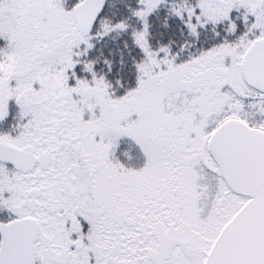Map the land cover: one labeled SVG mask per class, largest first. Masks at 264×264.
Instances as JSON below:
<instances>
[{"label":"snow or ice","instance_id":"obj_1","mask_svg":"<svg viewBox=\"0 0 264 264\" xmlns=\"http://www.w3.org/2000/svg\"><path fill=\"white\" fill-rule=\"evenodd\" d=\"M0 264H264V0H0Z\"/></svg>","mask_w":264,"mask_h":264}]
</instances>
